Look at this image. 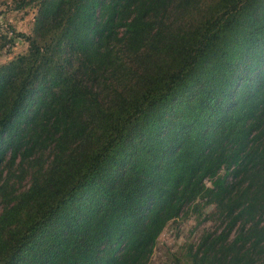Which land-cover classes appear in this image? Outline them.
<instances>
[{
	"label": "trees",
	"instance_id": "16d2710c",
	"mask_svg": "<svg viewBox=\"0 0 264 264\" xmlns=\"http://www.w3.org/2000/svg\"><path fill=\"white\" fill-rule=\"evenodd\" d=\"M30 2L0 64V264H150L189 218L212 226L179 264H264V0Z\"/></svg>",
	"mask_w": 264,
	"mask_h": 264
},
{
	"label": "rangeland",
	"instance_id": "374dc122",
	"mask_svg": "<svg viewBox=\"0 0 264 264\" xmlns=\"http://www.w3.org/2000/svg\"><path fill=\"white\" fill-rule=\"evenodd\" d=\"M23 0H0V33L7 34L3 40L5 47L0 49V64H5L28 49V44L15 38L19 33L29 36L33 33L37 8L26 0L22 9H17ZM212 224L189 218L170 224L160 236L150 264H179L188 245L197 243L204 229Z\"/></svg>",
	"mask_w": 264,
	"mask_h": 264
}]
</instances>
